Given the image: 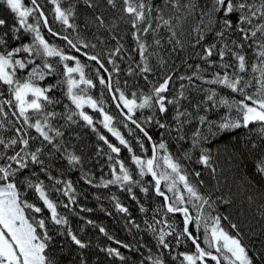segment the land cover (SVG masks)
<instances>
[{
  "label": "snow or ice",
  "instance_id": "snow-or-ice-1",
  "mask_svg": "<svg viewBox=\"0 0 264 264\" xmlns=\"http://www.w3.org/2000/svg\"><path fill=\"white\" fill-rule=\"evenodd\" d=\"M47 2L53 6L54 20L63 27L75 31L74 6L70 3L68 7H63V0ZM106 2L113 8L116 7L115 0ZM0 3L6 5L13 15L11 24L6 18H0V30H4L3 35H0V85L6 86L8 93V98L0 101V129L5 128V121L9 127L14 128V135L10 138L6 139L0 135V264H57L56 259L48 251L53 243L48 219L37 218L36 214H42L46 208L55 226H67L68 220L58 213V205L50 199V191L32 169L48 174L50 180L55 179L50 174L49 165L54 155L52 150L61 151L62 145L56 142V138L62 137L63 133L51 126V118L57 114L48 111V107L59 103L51 92L62 86L65 88L64 95L75 108V111H72L69 105H65L70 112L67 121L76 123L74 117L78 116L95 131L93 117L84 111V107L87 105L97 110L103 117L100 121L103 127L116 138L119 145L124 146L132 154L131 160L139 170V177H144L146 173L151 175L154 182L153 190L163 199L162 208L165 213L182 214L183 229L180 232L166 220L163 223L171 231L161 228L157 233L154 225L148 224V228L156 235L159 247L170 249L171 245L166 237L174 235L177 244L183 237L195 247L194 253L178 254L182 257L180 264H208L209 260L215 264H255L254 258L249 255L247 246L240 238L236 224L230 225L231 229L237 230L232 234L222 226L220 216H205L204 207L207 205L211 208L214 202L200 191L203 180L194 183L190 179L199 178L202 173L196 170L189 173L181 159L192 161L193 154L198 149L199 155L195 162L215 172L211 163V151L205 147L209 137L224 134L234 137L239 143L240 136L236 133L242 128L253 131L250 126L256 124L258 128L254 131L258 133V137L257 140L248 142L250 143L248 155L252 157L254 174L264 178V0H184L183 3L181 0H161L160 3H157V0H122V12L126 14L127 22L131 25V36L136 43L133 51L138 52L140 57V63L137 65L138 74L142 75L145 81L148 80L147 74L155 71L150 63L151 57H157L161 67L166 64L165 59L158 55L164 43L159 36L161 29L168 33L167 44L171 46V52L177 49L184 50L186 45L178 36L186 35L189 40L187 46L199 49L196 55L209 67L217 63L211 59L212 57L219 58L218 67L223 71H216L211 78L203 75L207 69L202 68L201 64L188 65L195 70L190 76L180 77L181 80L187 79L193 87L195 80H200L202 83L221 86L231 93L239 94V99L235 96H219V99H216L218 93L215 88L205 89L204 99L193 105L197 113L201 111L202 105H206L203 109L204 114L194 115L187 109L181 110L180 101L188 99L184 84L180 85L181 91L177 96L169 98L168 93L173 79L171 74L162 77L159 83L153 84L148 93L133 91L128 95L118 86L113 89L112 72H119L120 69L115 66V61L111 57L117 56L123 49L119 41L107 60L108 64L114 65L111 72L97 55L83 52L89 60L99 65V69L108 73L106 79L100 76L99 69L97 70L99 83L105 85L109 92L118 93L113 99L118 101L116 108L120 110L124 121H130L151 143L152 155L147 159L136 155L129 141L113 126L115 118L101 107L103 101L98 102L86 94V88L81 87L82 85L87 88L94 87L93 80L86 78V66L77 56L69 55L50 43L42 34V28L66 41L77 53H81L82 48L87 49L90 46L95 48L96 45H89L79 39V36L75 41L67 35L61 36L50 26L41 0H30V6H26L24 0H0ZM84 3L88 8L94 7L91 0H84ZM169 7L172 14L165 18V10ZM189 19L194 23L190 32L184 33L182 29ZM95 21L101 26L104 25L101 16H96ZM24 34L30 35V42H22L9 50L7 41L21 40ZM148 34H151V43L147 42ZM112 38L117 39L115 36ZM21 53L27 55L17 58V54ZM249 54L252 57L251 61ZM54 57L63 64L62 78L53 84L41 86L39 81L45 80L46 77L54 78L58 71L56 65L49 60ZM37 60L39 62H36ZM68 62H74V66ZM228 69H231V72ZM249 69L253 75H249ZM132 71L131 68L128 69L129 73ZM21 73L26 75L22 76ZM125 86L127 87V81ZM250 89L252 90L249 91ZM0 96H3V93H0ZM4 105L9 107L15 120L8 119L9 112L5 111ZM169 105L175 108V113L171 122H162L169 112ZM218 107L226 108L227 113L219 120L210 119L208 111ZM138 110H150L152 114L144 117L141 122L137 117ZM233 111L236 113L235 116L231 115ZM189 117L197 121V127L191 136L187 137L181 133L186 125H191L192 120ZM153 122L164 130V133L175 132L178 140L189 139L191 147L183 152L182 157H174L169 152L166 141L163 139L158 143L153 141L152 135L145 127L146 124ZM17 123L21 126L16 127ZM202 126L207 128V134L204 133ZM124 127H128V124L125 123ZM32 129L37 135L31 134L29 130ZM99 139L107 145L111 153L119 155L121 152L119 146L110 143L104 135H100ZM38 140V146L33 147ZM137 142L144 150V141L138 139ZM257 149L258 153L252 156ZM240 155L243 156V153ZM66 159L69 165H76L80 163L81 158L68 152ZM108 159L112 160L113 157L109 155ZM115 164L119 167L117 169L115 165L111 166L112 178L104 182L105 187L109 184L120 185L132 194L133 200H136L133 185H140V191L143 193L149 192V187L142 186L141 180L133 178L123 161L117 159ZM55 183L59 184L60 181L56 180ZM162 187L167 191L162 190ZM24 190L34 191L39 201H42V206H37L24 198L22 195ZM55 190L60 191L58 188ZM71 191H73L71 182H65L63 194L67 196ZM168 193H171V196ZM69 200L74 202L75 197H69ZM188 205L196 210L195 216L190 213ZM64 207L67 208L68 205ZM115 207L122 213L128 212V208L118 201ZM140 211H145L142 205ZM260 215L264 217V205L261 206ZM153 219L155 220V217ZM87 223L91 224L92 221ZM145 223L147 224V221ZM192 224H195L197 230L203 226V244L206 247L201 246L200 237L190 230ZM99 231L105 233L103 227H100ZM66 234L80 249L88 247L70 227L67 228ZM116 243L121 244L120 241ZM122 247L127 249L131 245L122 244ZM107 252L110 256L124 259L117 248L109 247ZM149 259L152 264H165L162 253ZM260 259L264 264V255H261Z\"/></svg>",
  "mask_w": 264,
  "mask_h": 264
},
{
  "label": "trees",
  "instance_id": "trees-1",
  "mask_svg": "<svg viewBox=\"0 0 264 264\" xmlns=\"http://www.w3.org/2000/svg\"><path fill=\"white\" fill-rule=\"evenodd\" d=\"M24 2L26 6H30V0H24ZM91 2L94 5L93 8H88L84 0H63V7H68L70 3L74 6L75 16L73 22L76 25V30L73 31L56 22L52 13L53 6L47 0H41L49 24L55 31H58L61 36H69L74 41L79 36V39L89 45L95 44V48L91 46L87 49L82 48L81 53H77L67 45L66 41L49 34L47 29L42 28V34L50 43L63 49L67 54L77 56L81 63L86 66V78L93 80L94 87L87 88L83 85L81 87L86 88L87 95L92 96L98 102L103 101L101 107L115 118L113 126L129 141L136 155L144 159L150 158L152 155L151 143L143 137V134L130 121H124L120 115V110L116 108L118 101L113 99V96H118V93L109 92L105 85L99 83L97 75L99 65L83 55L84 51H87L89 55H97L111 72L114 65L108 64L107 60L109 54L118 46L117 41H119L123 45V49L117 56L111 57L115 61V66L120 69L119 72H112L113 89L118 86L128 95L133 91L148 93L153 84L159 83L162 77L171 74L173 79L168 93L169 98L179 94L181 84L186 85L184 91L188 99L180 101L181 110L187 109L194 115L204 114L203 109L206 105L201 106L199 113L196 112L193 105L204 99L205 89L215 88L218 93L216 99H219V96L240 98L237 93H231L221 86L202 83L200 80H195V78V87L190 85L187 79L181 80V76H190L192 71L195 70L194 67L189 68L188 65L201 64L202 68L207 69V72L203 73L207 78H211L216 71L222 72L223 70L218 67L219 58L217 56L211 58L217 61L211 67L201 61L196 55L199 49L187 46L189 40L186 35L178 36L186 45L184 50L177 49V51L171 52V46L167 44L168 33L164 29L159 32V36L164 43L158 55L165 59L166 64L161 67L158 64L157 57H151L150 63L154 66L155 71L147 74L148 80L145 81L143 76L138 74L137 65L140 63V57L138 52L133 51L136 43L131 36V25L127 22L126 14L122 12V0H115V8L108 5L106 0H91ZM160 2L161 0H157V3ZM183 2L184 0H181V3ZM171 14L172 10L169 7L165 10V18ZM153 15L155 16V12ZM96 16H101L104 19L103 26L95 21ZM0 18H6L9 24L13 22L12 13L2 3H0ZM193 23L194 21L189 19L182 31L184 33L190 32ZM3 31L0 30V35H3ZM113 36L117 39H113ZM146 39L148 43H151V34H148ZM30 40V35L24 34L21 40H8L7 44L10 50L11 47L19 46L22 42H30ZM151 50L154 51L155 49ZM25 55L27 54H17V58H23ZM251 59L252 57L249 54V60L251 61ZM49 60L56 65L58 71L54 78L46 77L45 80L39 81L41 86L53 84L56 80L62 78L63 64L59 63L56 57L49 58ZM36 62H39V60ZM68 63L74 66V62ZM129 68L133 70L132 73L128 72ZM228 71L231 72V69H228ZM20 75L23 76L26 73ZM99 75L108 78V73L104 72L103 69H99ZM249 75H253L251 69H249ZM246 78L248 77L246 76ZM126 81L127 87L125 86ZM64 92L65 88L63 86L54 89L51 95L59 103L48 107V111H54L57 114L51 118V126L63 133L62 137L56 138V142L62 145L61 151L55 152L54 149L52 150L54 155L52 156V163L49 165L50 174L55 179L50 180L48 174L40 173L38 169H32L37 172V178L42 180L47 186V190L50 191V199L58 205V213L68 220L67 226H55L52 224L50 212L46 208L42 214H36L37 218L48 219V228L53 236V243L48 250L49 254L56 259L57 264H81L82 261L83 264H152L149 257L162 253L165 264H180L182 257H179L178 254L180 252L194 253V245L183 237L181 242L177 244L175 236L172 235L166 237L171 248L162 249L158 246L156 235L148 228V224H153L157 233L161 228L165 231H171L163 223L166 220L177 232H180L183 229L182 214L165 213L162 208L163 199L157 196L153 190L154 182L151 175L146 173L144 177H139V170L131 160L132 154L124 146L119 145L116 138L103 127V124L100 123L103 117L97 110L89 108L87 105L84 107V111L93 117L95 131L80 120L78 116L74 117L76 123L67 121L66 118L70 112L65 108V105H69L72 111H75V108L70 104ZM0 93H3V96H0V101L8 98L6 86L0 85ZM4 107L5 111L9 112L8 119L15 120L11 116L9 107L7 105H4ZM227 111L226 108L218 107L208 111L207 115L212 120H219ZM174 113L175 108L169 105V112L162 122H171ZM151 114L150 110H138L137 117L143 122L144 117ZM231 115L235 116L236 113L233 111ZM189 119L192 120L191 125H186L183 133H181L187 137H190L197 127V121L192 117H189ZM125 123L128 124V127H124ZM5 125V128L0 129V135L7 139L14 135V128L9 127L7 121H5ZM20 126V123L16 124V127ZM145 127L152 135L153 141L158 143L163 139L167 142L169 152L174 157H182L183 152L191 147L189 139L178 140L175 132L171 134L164 133V130L156 126L154 122L146 124ZM250 127L253 131L242 128L236 133L240 136L239 143L234 137L224 134L209 137L205 147H208L211 151V163L215 172L195 162L199 155L198 149L195 150L192 161L181 159V163L189 173L193 170L202 173L199 178L190 177V179L194 183L203 180L204 183L200 186V191L209 196L210 200L214 202L211 208L207 205L204 207L205 216H220L222 226L232 234H235L238 230L240 238L247 246L249 255L254 258L255 264H262L260 257L264 255V217L260 215V212L261 206L264 205V178L254 174L252 157L248 155V149L250 148L248 142L257 140L258 137V133L254 131L258 128V125L253 124ZM202 128L204 133L207 134V128L204 126ZM29 131L32 135H37L34 129ZM100 135H104L110 143L121 148L119 155L111 153L107 145L99 139ZM138 139L144 141V150L137 142ZM38 144L39 140L33 144V147L38 146ZM258 151L259 149L255 150L252 156H255ZM68 152L78 155L81 158L80 163L69 165L66 159ZM241 153H243V156L240 155ZM109 155L113 157L112 160L108 159ZM117 159L124 162L134 179L141 180L142 186L149 187L148 193L141 192L140 185H133V194L136 196V200H133L132 194L120 185L109 184L106 187L104 186V182L112 178L111 166L115 165L117 169L119 167L115 164ZM56 180H59L60 183L56 184ZM89 181L91 182L89 183ZM65 182H71L73 186V191L69 192L67 196L63 194ZM53 185H55V188H53ZM57 188L60 191H56ZM162 190L167 191L163 187ZM22 195L29 202L42 206V201H39L34 191L24 190ZM168 195L171 196V193H168ZM72 196L75 197L74 202L69 200V197ZM117 201L128 208L127 213H122L115 207ZM64 205H68V207L66 208ZM141 205L145 208L144 212L140 211ZM188 207L190 213L195 216L196 210L192 209L190 205ZM225 217L226 219H224ZM88 221H92V223L89 224ZM145 221H147V224ZM157 221H160V223H156ZM231 224H236L238 229H231ZM68 227L88 247L80 249L74 245L66 234ZM100 227L105 229L107 235L99 231ZM190 230L200 237L201 246L206 247L203 244V226L197 230L195 224H192ZM109 237H112V239H109ZM116 241H120L121 244H117ZM122 244H129L131 247L126 249L122 247ZM109 247L117 248L124 259L110 256L107 252ZM174 257L176 258L174 259ZM208 264H215V262L209 260Z\"/></svg>",
  "mask_w": 264,
  "mask_h": 264
}]
</instances>
